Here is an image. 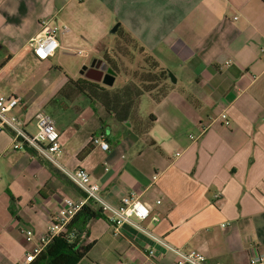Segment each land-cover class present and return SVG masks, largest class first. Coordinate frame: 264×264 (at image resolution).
Returning a JSON list of instances; mask_svg holds the SVG:
<instances>
[{
	"label": "crops",
	"instance_id": "obj_1",
	"mask_svg": "<svg viewBox=\"0 0 264 264\" xmlns=\"http://www.w3.org/2000/svg\"><path fill=\"white\" fill-rule=\"evenodd\" d=\"M45 25L57 29L59 50L81 57L77 69L108 63L129 37L170 70L166 95H146L155 116L146 130L143 117L120 122L83 102L75 124L85 117L87 132L76 137L69 124L58 127L61 164L87 169L115 206L138 195L159 217L144 222L152 233L201 251L208 264H251L264 254V1L0 0V95L20 97L17 113L30 133L45 104L35 105L37 85L26 90L12 77L56 57L40 60L29 44ZM100 133L108 150L92 142ZM13 143L10 131L0 132V264L23 260L49 232L64 197H82L56 165ZM120 230L106 218L90 221L81 242L92 246L78 264H177L147 233L129 223Z\"/></svg>",
	"mask_w": 264,
	"mask_h": 264
},
{
	"label": "built area",
	"instance_id": "obj_2",
	"mask_svg": "<svg viewBox=\"0 0 264 264\" xmlns=\"http://www.w3.org/2000/svg\"><path fill=\"white\" fill-rule=\"evenodd\" d=\"M29 44L38 59H49L55 55L57 49L60 47L57 29L48 28L45 25L42 32L33 37ZM20 105L21 99L17 94L0 95V132L8 130L13 134V146L15 149L33 148L40 156L56 165L84 193V196L82 195L79 198L64 197L63 204L52 220L49 232L43 234L40 238V243L30 252L26 253L25 258L19 260L16 264H31L51 239L60 234L64 226L89 200H93L107 215L109 221L114 226L116 234H121V225L129 223L173 251L177 257V264H208L205 254L201 251H187L174 247L161 236L152 233L144 225V222L148 219L159 221V217L152 215L151 205L140 199L138 195L134 193L125 195L122 197L121 206H115L104 198L101 193V186L92 180L91 174L87 169L82 167L71 169L61 164L60 156L63 152L61 134L52 116L48 113L38 114L36 132L30 133L26 130L24 121L17 113ZM220 117L224 120L225 125H230L226 112H222ZM92 142L104 150L110 148V144L104 133L92 137ZM160 202L161 200H158V203ZM25 235L28 241H32L34 230L27 229ZM149 252L150 255L155 254L154 249H151ZM251 264H264V254L254 256Z\"/></svg>",
	"mask_w": 264,
	"mask_h": 264
},
{
	"label": "trees",
	"instance_id": "obj_3",
	"mask_svg": "<svg viewBox=\"0 0 264 264\" xmlns=\"http://www.w3.org/2000/svg\"><path fill=\"white\" fill-rule=\"evenodd\" d=\"M135 46L147 55L144 62L148 70L144 71L142 68L138 71L139 74L137 69L132 71L130 73L132 75L131 82L125 83L122 87L113 88V86H107L81 76L78 79L69 78L61 92L68 88L86 97L95 113H98V106L101 105L107 113L118 121H133L138 102L142 96L153 93L155 98L159 99L166 95L169 89L167 79L170 73L169 69L163 68L143 47L137 44ZM108 64L115 69L117 74L124 71L119 59L110 58ZM154 120L155 116L151 114L144 129H148ZM88 151L89 147H86L81 155ZM82 195L84 196L83 192ZM11 201L16 202L12 195ZM97 218L109 220L103 210L93 200H89L64 226L60 234L51 239L31 264H78L88 254L92 246V244H82V234L87 232L89 222Z\"/></svg>",
	"mask_w": 264,
	"mask_h": 264
},
{
	"label": "rangeland",
	"instance_id": "obj_4",
	"mask_svg": "<svg viewBox=\"0 0 264 264\" xmlns=\"http://www.w3.org/2000/svg\"><path fill=\"white\" fill-rule=\"evenodd\" d=\"M113 28L114 27L111 29ZM108 35L111 37H117V35L111 33ZM126 38L127 39L124 42H120L118 43V46L117 44L115 46V49L117 50L114 53V59H119L125 72L123 71L122 74L118 73L113 88L122 87L125 83L131 82L132 77L128 79L126 77V75H128L127 73H131L137 69V73L139 74L138 71L142 70V68L144 71L148 70L146 68L147 65H145L144 62L147 55L140 51L129 37ZM79 59H81V57L73 56L72 52L58 49L57 55L52 61H48L44 64L35 62L33 65H26L25 68L27 73H20L18 75H13L12 77V82H19L20 79H23L22 84L26 90L32 89L30 85L31 82H33L32 85H37L34 87L32 93L36 98V107H38L41 102H44L45 105L40 107V109L46 110L47 113L52 116L57 129L59 126L69 124L68 130L75 133L76 137L82 136L89 129V125L84 124L82 123L83 121H81L85 117H80L81 120H78V126L75 124L77 118H79L76 111L80 109L79 107H81L83 102H88L89 100L68 88L62 92L61 90L66 86L64 82L69 78L78 79L83 75L80 73L82 69H77L76 62H78ZM146 95L142 96L138 102L137 110L135 112L137 114L138 111V117L136 114L133 117V120L135 119V121H138L137 124L139 123V116L143 117V120L140 122L141 128L143 129L147 126V121L150 120V116L148 115L150 102ZM62 105L67 106V109L64 110L61 108ZM98 107L101 111H105L101 105ZM29 128L33 130L31 133L36 132L34 124L29 126Z\"/></svg>",
	"mask_w": 264,
	"mask_h": 264
},
{
	"label": "water",
	"instance_id": "obj_5",
	"mask_svg": "<svg viewBox=\"0 0 264 264\" xmlns=\"http://www.w3.org/2000/svg\"><path fill=\"white\" fill-rule=\"evenodd\" d=\"M81 73L88 79L102 82L108 86H113L117 77L116 71L109 67L103 59H98L90 65H84Z\"/></svg>",
	"mask_w": 264,
	"mask_h": 264
},
{
	"label": "flooded vegetation",
	"instance_id": "obj_6",
	"mask_svg": "<svg viewBox=\"0 0 264 264\" xmlns=\"http://www.w3.org/2000/svg\"><path fill=\"white\" fill-rule=\"evenodd\" d=\"M108 66L109 67H111L114 71H115V69L110 65V64H108ZM117 73V72H116ZM118 75V74H117ZM100 83H102V82H100ZM108 86V85H107Z\"/></svg>",
	"mask_w": 264,
	"mask_h": 264
}]
</instances>
